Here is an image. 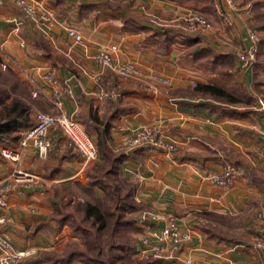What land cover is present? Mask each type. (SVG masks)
Wrapping results in <instances>:
<instances>
[{
    "label": "crops",
    "instance_id": "obj_1",
    "mask_svg": "<svg viewBox=\"0 0 264 264\" xmlns=\"http://www.w3.org/2000/svg\"><path fill=\"white\" fill-rule=\"evenodd\" d=\"M20 1L31 4L34 17ZM262 3L238 0L231 8L225 0H0V59L22 91L15 97L28 105L27 124L37 110L63 112L96 147L95 158L84 162L53 126L52 148L43 158L18 143L25 124L0 133L7 140L0 149L20 154L12 161L0 153V182L15 168L33 175L14 184L0 209L7 217L0 235L24 252L19 264L35 262L55 241L67 239L69 224L56 222L64 204L104 197L97 184L87 185L94 166H117L121 187L142 212L175 216L187 237L168 257L170 264H264V246H254L264 230V112L253 98L263 90L264 72L239 58L254 41ZM189 11L202 12L211 28L184 30ZM112 44V57L132 62L137 77L118 76L94 61L97 49ZM96 75L108 98L99 95ZM57 97L61 108L53 104ZM142 126H155L176 148H125L124 140ZM227 163L245 177L229 186L210 182L208 176ZM142 212L134 220L148 243L139 240L136 249L142 253L157 242L168 249L169 239L161 238L166 219L142 221Z\"/></svg>",
    "mask_w": 264,
    "mask_h": 264
},
{
    "label": "built area",
    "instance_id": "obj_2",
    "mask_svg": "<svg viewBox=\"0 0 264 264\" xmlns=\"http://www.w3.org/2000/svg\"><path fill=\"white\" fill-rule=\"evenodd\" d=\"M22 4L23 2L20 1ZM225 2L231 8H236L238 5V0H225ZM24 9L27 14L34 17V11L31 4H23ZM182 28L186 31H200L207 27L209 24L205 20L203 14L199 11H189L183 18ZM68 33L73 36L74 40L81 41V36L72 28H68ZM254 40V34H252ZM256 40L253 41L252 45L248 48H244L245 54L240 55V59L243 64H248L250 59L253 58L256 51L255 45ZM116 49V45L112 44L109 48H99L97 49L92 58L94 61L102 64L103 66L109 68L114 74L118 76L127 77H137L139 71L132 62H119L112 57L111 51ZM45 78L50 80L52 77V70L50 67L45 69ZM151 79L156 81H161L167 83V79L161 78L159 75L152 74ZM95 79L99 81V95L101 98H108L109 92L106 91L103 85L100 83L101 76L96 75ZM261 105L264 107L263 100H260ZM53 104L57 108H61V100L58 97L53 101ZM58 125L65 136L68 138L70 146L76 150V152L82 157L84 162H88L95 158L96 147L94 143L87 137L81 126L72 118L65 115L63 112H44L37 110L35 112V122L33 125L28 126L20 131V136L18 143L21 146L31 145L35 147L38 151L39 156L45 157L51 150V142L48 136L49 129ZM144 144H154L157 146H164L167 149H174L175 144L172 142H165L161 140L159 136V131L155 126H142L132 132L125 140L124 147L127 149L136 148ZM0 153L4 158L10 159L12 161H17L19 159V151L14 148L3 146L0 149ZM33 175L30 172L21 171L17 168L13 169L8 178L5 181L0 182V209L6 207V198L8 191L13 188L14 184L18 181L31 180ZM236 177L244 178V170L232 163H227L223 166L219 173H213L208 176V180L213 184L220 186H229L232 184ZM156 213H145L140 218L142 221L146 218H157ZM172 217L171 215L168 216ZM168 218V219H169ZM173 218V217H172ZM169 219L167 226H165L161 231L162 238H168L171 244V250H175L181 247L183 240L186 239L185 234H181L177 231L176 224L174 223V218ZM7 217L4 213L0 212V224L6 221ZM142 238H140L141 240ZM144 243H148L147 238L141 240ZM255 247L264 246V230L261 236L254 242ZM150 249V247H149ZM152 251L157 253L160 252L159 245L154 244L151 247ZM24 256V252L16 249L7 239L0 235V264H19V259ZM189 263V260H186Z\"/></svg>",
    "mask_w": 264,
    "mask_h": 264
},
{
    "label": "trees",
    "instance_id": "obj_3",
    "mask_svg": "<svg viewBox=\"0 0 264 264\" xmlns=\"http://www.w3.org/2000/svg\"><path fill=\"white\" fill-rule=\"evenodd\" d=\"M5 89H0V95ZM6 94V91H5ZM5 116L2 117L1 129L3 131H12L18 126H31L34 122L27 124L28 120V105L20 98L9 97V100L3 105ZM117 166H94V171L90 172V179L87 185L97 184L104 192L103 198L87 197L81 204V209L84 215L89 217L96 224L97 229H107L111 235V239L107 241L104 247H107L113 253H119L117 257L128 256L131 246L127 243V235L131 230H139L136 228L135 220L133 219L134 211H138L141 207L130 196L129 190H124L116 177ZM66 221V216L62 215L56 221L61 226ZM70 227V234L79 233L81 243L73 238L66 240L64 248H62V257L52 255L51 251H42L35 262L31 264H75L85 263L86 259L93 264H105L104 260L99 258L100 247L90 242L88 238L89 231L87 227ZM69 234V235H70ZM79 244H85V248L91 249L93 254L88 256L85 252L80 251ZM130 249V250H129ZM115 250V251H114ZM121 251V254H120ZM56 253L55 251L53 254ZM122 255V256H121ZM106 264H114L106 262ZM134 264H170L167 260L161 258L149 257L141 259Z\"/></svg>",
    "mask_w": 264,
    "mask_h": 264
},
{
    "label": "rangeland",
    "instance_id": "obj_4",
    "mask_svg": "<svg viewBox=\"0 0 264 264\" xmlns=\"http://www.w3.org/2000/svg\"><path fill=\"white\" fill-rule=\"evenodd\" d=\"M262 4H264V0H263ZM257 8H259V7H257ZM200 13L203 14L202 12H200ZM256 14H255L256 16H255L253 22L258 27L252 31V33L254 34V40H256L255 45L253 46V47H256V51L254 53L253 58L249 60L250 62L248 64L253 65L256 68H260L262 70V72H264V11L263 10H261V11L257 10ZM184 16H183V18H184ZM203 16H204L205 20H207L209 25L200 31H206V30H209L211 28L210 21L207 19V17L204 14H203ZM183 18H182L181 24L184 23ZM242 54H245L244 49L239 51V58H240V55L242 56ZM240 61L242 62L241 59H240ZM262 75L264 76V73H262ZM259 77L261 78V76H259ZM17 84H18V82H17L14 74L10 73V71H8L7 66H5V64H3L2 60L0 59V89H5V90H3L4 93L2 95H0V122L2 121V117L5 116L4 115L5 111H4L3 105L6 103V101L9 100V97H15V94H17V93L22 94V91L19 88V85H17ZM5 91H6V94H5ZM253 98L255 99V102H256V109L260 112H264V107L261 105V102H260V100H263V102H264V87H263L262 91H256L255 95H253ZM54 126L59 127L58 125H54ZM0 127H1V124H0ZM0 133H4V131L1 128H0ZM6 141H7L6 138L4 139V136L0 134V143H6ZM50 142H51V140H50ZM165 142H167V141H165ZM151 145H154V144H151ZM155 146H157V145H155ZM51 148H52V143H51ZM175 148H176V146H175ZM174 149H168V150H174ZM82 203H83V201H81L79 203H70L69 202L67 204H64L63 205L64 207L62 209L63 211L61 213L63 215H67L66 223H68L69 226L87 227L91 230V231H89V233H91V234L88 235L89 236L88 238H90L89 239L90 242H93L94 244H96L97 246L100 247L99 258L101 260H104L105 264L107 261L108 262L111 261L114 264H134L141 259H146L149 257H154V258L157 257V258L167 260L168 257H170V256L175 257L176 252L179 251V249H180V248H178L175 250H171L170 241H167V242H169L168 249H167V246H165V244H161V243L157 242L154 244L159 245L160 249H162L160 252H157V253L153 252L151 247H153L154 244L150 243V245H149L150 249L145 250L144 252L140 253L136 249V245L138 244L140 238H142V239L147 238L148 239V236L145 234H141L139 232V230L138 231L137 230H131L128 232V235H127L128 236L127 237V243H128V245L131 246V250L129 249L130 251L128 253L129 257L128 256L117 257L119 254L117 252L113 253V255L111 256V252L109 251V249L107 247H104L105 244L107 243L108 239L109 240L111 239V235L109 234L110 232H108L107 229L106 230L105 229H97L96 230V224L93 223V221L89 217H86L84 215V213H83L84 211H82V209H81ZM139 211L142 212V210L140 209L138 211H134L133 213H131V215H133V219H135L134 216H136V214ZM143 212L141 214V217H142V215H144L147 212L153 213L152 211H148V210H145ZM154 213H156L158 216L156 219H164V220L166 219L167 224L169 222V219L173 217L174 223L176 224V219H175L174 215L169 218L164 214H161L158 212H154ZM62 214H60V215H62ZM176 227H177V231L179 233L185 234V233L180 232L177 224H176ZM185 235L187 237V234H185ZM69 238H73L75 241H79V243H81V240H80L81 237H80L79 233L68 235L66 240H68ZM66 240L64 242L60 241V240L55 241L54 244L51 245V248L48 249L47 251H51L52 255H55L58 257V259H60V257H62V254H61L62 248H64V246L67 242ZM85 247H86L85 244H82V245L79 244V246L77 248H79L80 251L85 252L88 256H90V254H93V251L91 249L87 250ZM54 251L56 253L53 254ZM120 254H121V251H120ZM21 259H22V257H21ZM21 259H19V260H21ZM184 263L189 264L190 262L187 263L186 261H184ZM75 264H85V263H79L76 261ZM86 264H93V263L90 260L86 259Z\"/></svg>",
    "mask_w": 264,
    "mask_h": 264
}]
</instances>
